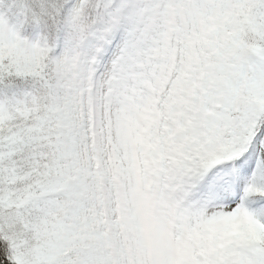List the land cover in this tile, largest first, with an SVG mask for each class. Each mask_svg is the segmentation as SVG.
<instances>
[{"label": "rangeland", "instance_id": "rangeland-1", "mask_svg": "<svg viewBox=\"0 0 264 264\" xmlns=\"http://www.w3.org/2000/svg\"><path fill=\"white\" fill-rule=\"evenodd\" d=\"M243 1L113 0L105 9L106 32L70 88L78 96L71 135L89 173L78 180L69 170L23 201L0 188V210L16 208L0 220L14 248L29 245L19 215L43 206L51 216L45 240L16 264H52L77 240L51 199L79 190L85 220L95 222L81 264H264V247L229 234L241 193L233 162L251 150L264 118V47L235 42L239 24H250L234 12ZM44 125L31 118L5 145L31 143ZM172 142L192 146V161ZM7 159L0 155V182L13 169Z\"/></svg>", "mask_w": 264, "mask_h": 264}, {"label": "trees", "instance_id": "trees-1", "mask_svg": "<svg viewBox=\"0 0 264 264\" xmlns=\"http://www.w3.org/2000/svg\"><path fill=\"white\" fill-rule=\"evenodd\" d=\"M16 1L0 4V103L8 100L5 109L0 105V155H5L13 167L3 170L5 179L0 188L16 189L18 200L23 201L39 197L43 186L62 182L69 176V170L77 173L74 177L78 180L89 173L80 170L83 150L75 147L77 140L71 135L78 96L70 88L72 83H79L73 72L80 73L81 65L89 59L88 52L98 44L97 35L106 31L108 20L104 11L113 0H19V10L24 14L20 19ZM234 12L238 17H247L252 24H239L235 42L264 47V36L256 33V24L264 27V0H244ZM181 99L185 104L189 101L184 96ZM6 109L11 110L5 112ZM33 117L44 119L41 133L32 137L31 143L10 150L5 145L7 139L31 125ZM261 123L249 153L234 162L233 179L247 182L229 232L264 247V142H259L264 118ZM8 144L14 145L11 141ZM171 145L185 162L192 161V146L181 142ZM183 170V165H177L173 174ZM85 191L51 199L59 209L58 218L65 219L64 225L72 228L69 237H77L52 264L85 262L83 250L90 245L95 226L94 221L85 220L82 202ZM14 211L15 206L0 210V220ZM50 217L43 206L24 218L17 217L25 223L22 229L29 243L22 249L13 247L0 224V264H16L21 254L35 243L41 244L47 236L39 238V234L50 225Z\"/></svg>", "mask_w": 264, "mask_h": 264}]
</instances>
